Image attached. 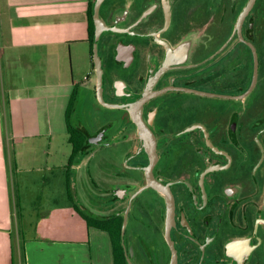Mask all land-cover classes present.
<instances>
[{
  "label": "flooded vegetation",
  "instance_id": "af4514ba",
  "mask_svg": "<svg viewBox=\"0 0 264 264\" xmlns=\"http://www.w3.org/2000/svg\"><path fill=\"white\" fill-rule=\"evenodd\" d=\"M100 17L75 204L121 223L127 264H264V0H105Z\"/></svg>",
  "mask_w": 264,
  "mask_h": 264
},
{
  "label": "crops",
  "instance_id": "0c3cea01",
  "mask_svg": "<svg viewBox=\"0 0 264 264\" xmlns=\"http://www.w3.org/2000/svg\"><path fill=\"white\" fill-rule=\"evenodd\" d=\"M89 2L90 0H0V76L5 75L8 82L20 81L18 84H8L12 95L30 96L34 90L45 87L53 90V96H67L68 106L75 86L80 85L73 73L72 77L69 76V67L65 61L67 48L71 51L73 64L75 45L79 47L76 52L79 51L88 61L89 69L83 82L88 85L93 74L89 44ZM39 58L41 60L38 61ZM51 77L57 83H47ZM66 77L67 81L64 80ZM29 80H39L42 83L28 86L25 82ZM3 112L0 107V264H14L19 223L16 221V208L20 200L12 177L15 171H19L17 162L24 153L15 149L19 143L16 141V134L17 129L27 127L11 117L7 133ZM84 224L86 238L81 242L76 241L71 250L53 248L52 255L58 259V264L66 261L67 264H115L109 233L88 227L85 222ZM29 244L30 242L26 246ZM31 248L32 244L27 248L26 263L21 254L19 264H34Z\"/></svg>",
  "mask_w": 264,
  "mask_h": 264
},
{
  "label": "rangeland",
  "instance_id": "374dc122",
  "mask_svg": "<svg viewBox=\"0 0 264 264\" xmlns=\"http://www.w3.org/2000/svg\"><path fill=\"white\" fill-rule=\"evenodd\" d=\"M77 48V45L73 47V64L71 51L66 48L65 61L69 67V76L74 74L80 84L79 91L82 92L87 86L83 82L89 65L83 54L76 52ZM91 71L93 73V68ZM64 80L67 81V77ZM11 83L18 84L20 81L8 82L5 75L0 76V107L4 111L6 132L11 117L27 127L17 129L16 134L19 143L15 149L24 153L17 162L19 171H15L12 177L20 200V207L16 208V221L19 223L14 264L20 263L24 252L27 256L30 244L34 264H58V259L52 255L54 249L71 250L76 241L81 242L86 238L85 224L73 209L66 188V167L73 151L64 116L68 97L53 96V90L45 87L34 90L30 96H15L8 89ZM25 83L35 86L42 81L29 80ZM47 83L55 84L57 81L51 77ZM72 121L75 123V115ZM71 179L74 196L77 193L76 180L74 176ZM28 242L30 244L26 246Z\"/></svg>",
  "mask_w": 264,
  "mask_h": 264
},
{
  "label": "trees",
  "instance_id": "16d2710c",
  "mask_svg": "<svg viewBox=\"0 0 264 264\" xmlns=\"http://www.w3.org/2000/svg\"><path fill=\"white\" fill-rule=\"evenodd\" d=\"M96 0H90L89 8H88V18H89V44L91 49L92 56V66L94 65L93 60V45H94V22H93V12H94V4ZM80 89V85L75 86L74 91L69 99V103L65 113V123L67 127V132L69 134V142L72 145L73 151L68 160V165L66 167V188L68 193L69 201L71 202L74 210L81 216L83 221L88 225V227H95L106 231L109 233L113 245L115 264H127L125 261V257L123 254V247L121 244V223L115 222L116 224L109 223L108 220L104 218H88L85 214L81 213L79 208L74 202V198L72 196V181H71V172L72 166L77 161L76 156L81 150L83 145H78L76 142L77 139V129L74 126L72 121L73 114L75 111V106L77 103V95ZM17 207H20L19 202H17ZM23 262L26 263L25 252L23 253Z\"/></svg>",
  "mask_w": 264,
  "mask_h": 264
},
{
  "label": "water",
  "instance_id": "95a60500",
  "mask_svg": "<svg viewBox=\"0 0 264 264\" xmlns=\"http://www.w3.org/2000/svg\"><path fill=\"white\" fill-rule=\"evenodd\" d=\"M105 0H96L95 4H94V12H93V22H94V26L96 29V37H95V42L93 45V60H94V65L96 68V72L98 74L99 77V88L101 89V83H102V68H101V60L99 58V40H100V35L102 32V29L104 27V22L102 20V18L100 17V8L102 3ZM126 228V224L123 227V235H124V231Z\"/></svg>",
  "mask_w": 264,
  "mask_h": 264
}]
</instances>
